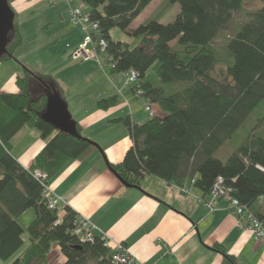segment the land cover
Masks as SVG:
<instances>
[{
    "label": "trees",
    "instance_id": "trees-1",
    "mask_svg": "<svg viewBox=\"0 0 264 264\" xmlns=\"http://www.w3.org/2000/svg\"><path fill=\"white\" fill-rule=\"evenodd\" d=\"M153 1L83 0L107 42L103 53L112 66L110 73H138L130 92L136 98L145 97L147 105H156L163 113L143 123L134 122L128 114L110 120L128 128L133 145L123 161L109 167L131 187H140L153 175L176 186L193 187L205 196L222 177L264 226V7L246 13L249 22L231 35L227 57H223L217 55L214 42L235 13L243 12L244 0H167L166 4L181 7L172 22H162L166 11L161 4L152 18L131 29ZM9 5L15 13L14 29L1 63L17 59L16 51L24 43L13 0ZM115 28L127 31L133 42L113 40ZM31 77L44 87L35 100ZM48 78L23 66L16 80L20 91H0V259H12L24 246L27 233L29 245L11 264H54L55 249L64 258L59 264H113L112 251L98 236L93 243H80L73 235L76 212L67 207L61 215L45 198L44 184L50 185L69 161L95 145L77 123L76 136L43 118L52 95L59 94L66 104L54 80L48 82ZM177 83L186 85L170 86ZM117 98L102 99L98 106L113 108ZM250 118L255 119L256 129L227 159L218 158L217 151ZM24 127L38 130L46 141L30 168L23 167L11 152L15 136ZM37 173L47 178L42 180ZM31 209L33 220L25 226L20 218ZM214 248L223 254V264H237L221 245Z\"/></svg>",
    "mask_w": 264,
    "mask_h": 264
},
{
    "label": "crops",
    "instance_id": "crops-1",
    "mask_svg": "<svg viewBox=\"0 0 264 264\" xmlns=\"http://www.w3.org/2000/svg\"><path fill=\"white\" fill-rule=\"evenodd\" d=\"M67 15L70 19L69 10ZM77 30L80 34L71 31L77 37L73 50L84 39L80 28ZM70 60L65 62L75 73L67 79L68 87L55 73H45L56 83L83 135L95 145L69 161L50 181L62 199L61 215L70 207L99 231L123 243L145 264H223L224 256L214 245H221L237 264H264V240L239 223L225 199L212 202L210 195L197 189L187 195L153 175L147 176L140 187H131L115 175L109 165L123 161L133 142L126 126L110 120L127 114L137 123L149 118H139L136 96L124 84L125 74L106 73L93 60L82 64ZM22 62H0V91H20L16 80L22 74ZM29 67L39 73L38 68ZM97 83V87H103L93 89ZM114 96L118 97L115 107L99 108L100 100ZM45 144L38 130L24 127L15 136L11 152L23 167L30 168ZM209 202L212 209L207 206Z\"/></svg>",
    "mask_w": 264,
    "mask_h": 264
},
{
    "label": "rangeland",
    "instance_id": "rangeland-1",
    "mask_svg": "<svg viewBox=\"0 0 264 264\" xmlns=\"http://www.w3.org/2000/svg\"><path fill=\"white\" fill-rule=\"evenodd\" d=\"M167 3V0H154L143 13L133 22V28H137L141 24L145 23L148 19L152 18L158 11L161 4L163 5L162 11H166L162 22L169 23L172 22L176 15L180 13L181 7L178 3ZM78 5V2H73V6ZM86 6V5H85ZM14 7L18 12V23L21 28V32L24 38V43L21 48L16 51V56L19 59H15L16 62L23 63L21 67L26 66L30 69V66L33 68H38L39 74L47 75V72H53L57 78H61L62 81L68 87L70 85L67 79H70L75 71L71 66H68L65 62L71 59L70 61H77L78 64L84 63L82 60L74 59L72 50L76 42V38L72 32L80 34L76 26H72L70 23L69 16L67 15L68 10L70 11V5H68L64 0H15ZM264 7V1L261 0H244L243 12L235 13L232 22L229 27L221 32L218 39L214 42L215 49L218 56L227 57L229 48L227 47L228 40L231 35L242 25L249 22V17L247 16L248 11L259 10ZM87 10V8H86ZM63 16V19L60 18ZM72 31V32H71ZM111 36L113 40L124 41L128 43L133 42V37L127 32L122 31L119 28H115L111 31ZM76 42V43H75ZM174 44V43H173ZM68 45H72L68 48ZM38 46V48H37ZM97 45H90V50H94ZM78 47V45H77ZM93 55L90 61H95L102 70L106 73H110V68L112 67L105 57V54L101 50H97ZM29 64V65H28ZM32 70V69H31ZM124 74H120L123 77ZM132 75H124V84L126 87H131ZM49 77L47 79H50ZM156 81V76L154 79ZM49 82V81H48ZM156 85L161 86L162 83L159 81L155 82ZM30 92L32 100L37 99L42 93L43 86L40 81L31 77L30 79ZM177 85L178 87H184L185 83L172 84L170 86ZM98 83L94 85L93 89H100L103 86ZM166 86V87H170ZM135 97V96H134ZM137 108L140 111V119L150 118L149 113L147 112V99L145 97L136 98ZM158 108L154 105L152 110L160 115L157 111ZM256 129V121L254 118H250L236 133L232 140L227 141L216 153V156L222 160L227 159L231 154H233L237 148L244 142L249 134H251L253 129ZM209 207V206H208ZM213 208V207H212ZM211 208V209H212ZM34 211L28 210L21 218L20 222L23 225H28L33 220ZM25 240L24 246L18 251V253L10 260L4 261L0 259V264H11L29 245V235L27 233L23 236ZM64 258L60 255L59 249H55L53 256L51 257L52 263H62Z\"/></svg>",
    "mask_w": 264,
    "mask_h": 264
},
{
    "label": "built area",
    "instance_id": "built-area-1",
    "mask_svg": "<svg viewBox=\"0 0 264 264\" xmlns=\"http://www.w3.org/2000/svg\"><path fill=\"white\" fill-rule=\"evenodd\" d=\"M64 1L70 5L71 24L79 27L84 35L83 41L72 51L71 56L76 60H82L84 62L90 61L92 57H94L93 55H96L95 53L97 50L105 51L107 42L100 35L99 24L91 21L83 0ZM76 1L78 2V5L75 4L74 7L73 2ZM90 45L97 46L94 50H90ZM130 75H132V84H136L138 81V73L131 71ZM137 93L138 95L142 94L140 90H138ZM146 108L151 117L155 116V112L152 110L151 105H146ZM36 176L42 180L47 178L46 175L41 173H37ZM177 188L179 191L187 195H190L193 192V187L177 186ZM44 195L48 200L49 207L52 210H59V205L62 199L55 194L49 184H44ZM210 197L212 202L225 199L228 203V209L238 216L239 223L244 224V226L257 237V239L264 240L263 223L247 208V206L241 204V202L233 195V189L226 185L225 180L222 177H219L214 183L210 192ZM212 202L207 203L209 208H212ZM61 222L62 219L60 218L57 221V224H61ZM73 235L76 236L80 243H93L98 236L104 246L112 251L113 264H145L134 257L123 243L107 236L102 231H99V229L86 218L78 217L73 229Z\"/></svg>",
    "mask_w": 264,
    "mask_h": 264
},
{
    "label": "water",
    "instance_id": "water-1",
    "mask_svg": "<svg viewBox=\"0 0 264 264\" xmlns=\"http://www.w3.org/2000/svg\"><path fill=\"white\" fill-rule=\"evenodd\" d=\"M14 19L15 13L9 5V0H0V56L7 52V45L10 41L9 34L14 29ZM43 118L61 131L78 135L76 123L72 119L67 105L62 103L59 94L50 97L47 111L43 114Z\"/></svg>",
    "mask_w": 264,
    "mask_h": 264
}]
</instances>
